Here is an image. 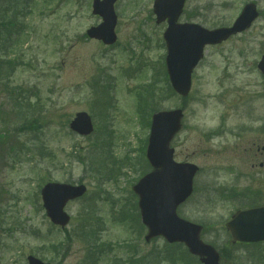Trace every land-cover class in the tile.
<instances>
[{
    "label": "rangeland",
    "instance_id": "374dc122",
    "mask_svg": "<svg viewBox=\"0 0 264 264\" xmlns=\"http://www.w3.org/2000/svg\"><path fill=\"white\" fill-rule=\"evenodd\" d=\"M251 1L259 18L246 32L206 48L192 91L182 99L165 92L166 23H156L154 0L116 1L112 46L86 36L102 20L92 12L93 0H0V15L17 18L0 37V264H28L30 254L52 264H91L94 254L97 264H158L167 241L146 242V228L130 217L138 208L133 185L150 170L141 152L150 126L138 110L147 90L154 91L149 98L157 110L184 109L183 129L172 142L175 159L200 167L180 216L205 225L202 238L223 250V264H264V242L233 244L224 229L237 209L264 201V170L251 168L253 143L264 142V83L257 67L264 53V0H187L180 21L231 25ZM11 27L21 31L8 42ZM28 102L31 111L24 112ZM80 111L93 119L89 136L69 127ZM46 181L87 186L66 205L71 220L64 229L42 206ZM168 249L178 260L161 264H185L178 256L182 247Z\"/></svg>",
    "mask_w": 264,
    "mask_h": 264
},
{
    "label": "water",
    "instance_id": "95a60500",
    "mask_svg": "<svg viewBox=\"0 0 264 264\" xmlns=\"http://www.w3.org/2000/svg\"><path fill=\"white\" fill-rule=\"evenodd\" d=\"M116 0H94V13L101 14L105 22L88 31L92 37L102 38L106 43L116 40L114 28ZM185 0H156L155 11L159 21L169 18L170 26L165 33L168 43L167 65L172 84L181 95L187 96L191 89V75L203 56L204 46L227 39L232 33L249 27L258 13L254 5H247L233 28L208 30L197 24H176ZM264 72V58L259 64ZM182 109L160 111L153 115L147 156L154 169L143 176L134 186L140 196L139 206L143 223L148 227L146 239L162 235L169 242H185L190 251L201 257L205 264H220L216 249L200 239L201 226L180 218L178 206L192 193L193 177L197 167L190 163H177L173 137L182 127ZM72 129L86 135L93 124L86 112H80L71 123ZM85 185L49 183L42 189L43 204L47 215L56 225L65 227L70 216L65 211L69 200L81 197ZM236 240H264V207L239 211L228 224ZM29 264H50L29 256Z\"/></svg>",
    "mask_w": 264,
    "mask_h": 264
},
{
    "label": "flooded vegetation",
    "instance_id": "af4514ba",
    "mask_svg": "<svg viewBox=\"0 0 264 264\" xmlns=\"http://www.w3.org/2000/svg\"><path fill=\"white\" fill-rule=\"evenodd\" d=\"M260 139H264V138H262L260 136ZM253 144L255 146L252 149V151H254V149H255V152H254L255 158L252 160H254L255 162H253L251 164V168L253 170H255V168H257V169L259 168L260 170H264V142H261V143L254 142ZM232 172H236V169H233ZM259 194H260V192H259ZM257 200L258 199H256L255 202H253V203H249L248 207H255V206L264 205V201L263 202H257Z\"/></svg>",
    "mask_w": 264,
    "mask_h": 264
},
{
    "label": "trees",
    "instance_id": "16d2710c",
    "mask_svg": "<svg viewBox=\"0 0 264 264\" xmlns=\"http://www.w3.org/2000/svg\"><path fill=\"white\" fill-rule=\"evenodd\" d=\"M1 18H2V21H4L5 20V23H3V24H1V25H3V26H5L3 29L1 28V25H0V37L2 36V34H3V32L4 31H6L5 29L7 28V26L8 25H12V24H16V15H13V17H11L10 19L9 18H7V19H4V15L1 13ZM8 30V29H7ZM15 30V28L14 27H11V29H9V31L7 32V34H6V37H7V40H8V42L11 40L10 38H12L13 36H12V34L15 32L14 31ZM16 59H11L8 63H9V65L11 66V65H13L14 66V64H15V61ZM2 63V62H1ZM12 66V67H13ZM29 106H32V104L30 103V102H28L27 103V108L26 109H23L24 110V112H28V111H31L30 110V107ZM146 106H148V104L146 105ZM25 123V122H24ZM26 127V125H23V126H20V127H18V129L17 130H22V128H25ZM55 249H56V251H57V247H54ZM54 249V250H55Z\"/></svg>",
    "mask_w": 264,
    "mask_h": 264
}]
</instances>
